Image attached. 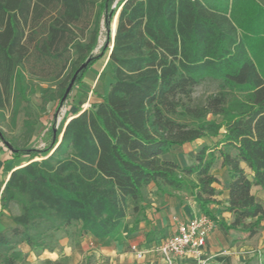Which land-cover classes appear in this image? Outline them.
<instances>
[{
    "label": "trees",
    "instance_id": "1",
    "mask_svg": "<svg viewBox=\"0 0 264 264\" xmlns=\"http://www.w3.org/2000/svg\"><path fill=\"white\" fill-rule=\"evenodd\" d=\"M104 57L106 94L71 114L46 148H27L34 84H53L41 102L62 106L75 74L72 88ZM6 109L12 125L23 113L22 134L7 140L0 130V141L26 164L6 184L15 213L0 233V264H16L18 248L51 251L47 240L71 227L80 239L121 244L129 216L133 231L144 215L149 185L155 195H191L210 216L217 159L232 222L210 216L214 224L247 238L263 227L264 0H0V122ZM204 137L217 140L193 165L162 158Z\"/></svg>",
    "mask_w": 264,
    "mask_h": 264
},
{
    "label": "crops",
    "instance_id": "2",
    "mask_svg": "<svg viewBox=\"0 0 264 264\" xmlns=\"http://www.w3.org/2000/svg\"><path fill=\"white\" fill-rule=\"evenodd\" d=\"M216 140L214 138L204 137L179 147L175 146L169 153L163 155L162 158L172 161L181 167L191 166L195 163L196 153L204 147L212 148ZM221 162V159H217L210 171L218 183L212 186L217 194L213 197V201L208 205L207 209L210 216L216 221L229 225L232 222V216L225 211L228 200L229 177L227 170L222 167ZM25 164V157H15L0 141V233L12 226L8 209V194L6 191L8 178L11 172ZM241 167L245 169L243 164H241ZM246 172L248 173V171ZM145 191L146 198L143 217L140 219L135 230L130 231L131 225H126L123 229V243L136 246L138 250L144 253L142 258L145 257V250L147 251V248H150L155 242L157 244L158 242L156 240L161 238V235L166 236V238L173 235L177 224L176 220L186 222L193 215L202 213L192 196L187 193L180 192L170 197L155 195L153 185H149ZM251 193L258 199L263 200L260 188L252 187ZM262 226V229L257 234L251 238H247L246 234L242 232L234 230L224 231L218 225H215L206 240L201 257L197 259L191 257L176 259L174 264H246L249 259L255 256V249L258 247L257 244L260 246L264 245V222ZM60 233L61 231L55 233V237L59 238ZM259 234H261V238L257 239ZM153 241L155 242L153 243ZM108 242L120 245L109 240L98 241L86 237L81 239L79 244L76 245V248L82 253L88 249H93V253L106 254L107 251L103 246ZM63 244L64 241L60 240L57 249L39 252L42 254L40 259L55 261L60 257ZM29 250L28 248L26 250L24 249V251ZM132 254L134 255V253ZM158 256L161 260L160 263L165 264L161 255L159 254ZM12 257L17 264L19 258L15 255Z\"/></svg>",
    "mask_w": 264,
    "mask_h": 264
},
{
    "label": "rangeland",
    "instance_id": "3",
    "mask_svg": "<svg viewBox=\"0 0 264 264\" xmlns=\"http://www.w3.org/2000/svg\"><path fill=\"white\" fill-rule=\"evenodd\" d=\"M113 7L114 5H112L111 10ZM113 21L110 25L111 37ZM105 42L106 30L104 26L101 25L98 42L93 51L95 55L100 53ZM110 83L111 75L106 57L99 60L94 67L85 74L83 81L72 88L62 106L58 105L57 101L42 104L41 98L45 94L54 92L55 87L53 84L36 82L34 84V94L30 97L29 104L30 118L36 122V127L27 148L37 150H43L46 148L51 141L52 133L60 130L62 124L71 114L76 113L78 110H85L92 104L99 102V97L106 94ZM204 90L205 87L199 88L197 90V95L199 96L202 94ZM23 120L24 116L21 112L17 115L14 125H12L10 122L9 110H5V119L0 122V130L4 133L7 140H11L12 138L20 139ZM59 139L60 136L58 137V140ZM14 213L13 210L10 212V214ZM132 222L133 216L130 215L127 220V225H131ZM260 238L261 234L257 236V239ZM165 239L166 236L161 235V238L156 240L158 242L157 244L153 241V243L155 242L154 245L147 248L148 250H145V257L139 260L132 254L130 244L123 242L120 245L108 242L103 246L107 251L106 254L93 253V249H88L86 252L82 253L76 248V245L81 241L77 229L71 227L66 231H61L59 238H56L55 235H53L52 238L47 240V245L52 250L58 248L60 240L64 241L60 257L53 262L40 259L42 254L39 252L49 251L48 248L29 251H24L26 248H18L12 256L15 255L19 258L17 264H161V260L158 256L159 254L156 250ZM257 246L258 247L255 249V256L249 259L246 264H264V245L260 246L257 244Z\"/></svg>",
    "mask_w": 264,
    "mask_h": 264
},
{
    "label": "built area",
    "instance_id": "4",
    "mask_svg": "<svg viewBox=\"0 0 264 264\" xmlns=\"http://www.w3.org/2000/svg\"><path fill=\"white\" fill-rule=\"evenodd\" d=\"M175 232L166 238L157 248L165 264H174L176 259L202 256L206 240L215 224L210 216L203 213L193 215L186 222L176 220ZM136 259H142L144 253L136 246H130Z\"/></svg>",
    "mask_w": 264,
    "mask_h": 264
},
{
    "label": "water",
    "instance_id": "5",
    "mask_svg": "<svg viewBox=\"0 0 264 264\" xmlns=\"http://www.w3.org/2000/svg\"><path fill=\"white\" fill-rule=\"evenodd\" d=\"M117 13H118V12H117ZM116 21H117V14L115 15V18H114V21H113V23H114V28H113L112 38H113V36H114V34H115ZM111 48H112V47H111ZM111 48H110V50H111ZM75 76H76V74H75ZM75 76L72 78L70 84L68 85V87H67V89H66V91H65V94H64V96H63V98H62L63 100H65L66 97L68 96V94H69V92H70V90H71V88H72V86H73V83H74V80H75Z\"/></svg>",
    "mask_w": 264,
    "mask_h": 264
}]
</instances>
